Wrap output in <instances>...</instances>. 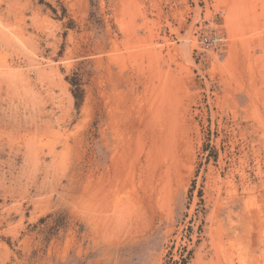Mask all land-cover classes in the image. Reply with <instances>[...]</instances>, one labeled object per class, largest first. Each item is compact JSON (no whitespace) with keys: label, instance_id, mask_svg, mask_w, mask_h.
Returning <instances> with one entry per match:
<instances>
[{"label":"rangeland","instance_id":"obj_1","mask_svg":"<svg viewBox=\"0 0 264 264\" xmlns=\"http://www.w3.org/2000/svg\"><path fill=\"white\" fill-rule=\"evenodd\" d=\"M0 264H264V0H0Z\"/></svg>","mask_w":264,"mask_h":264},{"label":"built area","instance_id":"obj_2","mask_svg":"<svg viewBox=\"0 0 264 264\" xmlns=\"http://www.w3.org/2000/svg\"><path fill=\"white\" fill-rule=\"evenodd\" d=\"M224 40L225 39L217 33L202 34L200 36L199 44L204 49H216L220 48L224 44Z\"/></svg>","mask_w":264,"mask_h":264},{"label":"bare ground","instance_id":"obj_3","mask_svg":"<svg viewBox=\"0 0 264 264\" xmlns=\"http://www.w3.org/2000/svg\"><path fill=\"white\" fill-rule=\"evenodd\" d=\"M154 115H155V114H154ZM140 117H141V116H140ZM150 117H151V116H150ZM140 122H141V121H140ZM144 123H145V122H144ZM151 128H152V127H151ZM154 131H155V130H154ZM135 133H136V132H135ZM134 136H136V135H134ZM143 136H144V135H142L141 137H143ZM130 137H131V136H130ZM131 138H132V137H131ZM134 138H135V137H134ZM129 139H130V138H129ZM137 139H138V138H137ZM137 139H136V140H137ZM139 139H140V138H139ZM131 141H132V140H131ZM143 141H144V140H143ZM129 142H130V140H129ZM155 145H156V144H155ZM155 145H154V146H155ZM150 149H151V148H150ZM151 157H152V156H151ZM152 173H153V172H152Z\"/></svg>","mask_w":264,"mask_h":264}]
</instances>
